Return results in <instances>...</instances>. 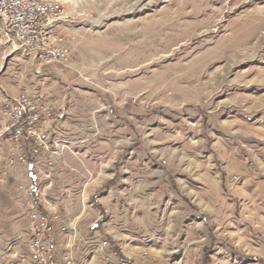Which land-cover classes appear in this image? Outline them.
Masks as SVG:
<instances>
[{
	"label": "rangeland",
	"instance_id": "1",
	"mask_svg": "<svg viewBox=\"0 0 264 264\" xmlns=\"http://www.w3.org/2000/svg\"><path fill=\"white\" fill-rule=\"evenodd\" d=\"M59 1L64 64L0 24V110L54 107L49 151L0 122V264H29L32 203L90 264H264V0Z\"/></svg>",
	"mask_w": 264,
	"mask_h": 264
},
{
	"label": "built area",
	"instance_id": "2",
	"mask_svg": "<svg viewBox=\"0 0 264 264\" xmlns=\"http://www.w3.org/2000/svg\"><path fill=\"white\" fill-rule=\"evenodd\" d=\"M64 17L65 9L59 0H0V24L19 48L45 65L64 64L70 58L68 40L60 24ZM53 112V105L43 96L22 93L0 110V122L14 143L35 144L32 152L37 154L42 147L49 151V145L44 148L40 124L49 122ZM20 160L26 162V157L21 155ZM27 217L29 264H85L75 254L77 235L70 232L71 226L51 205L40 208L32 203ZM67 235L75 237V244H68L64 237ZM99 244L109 242L95 244V251L104 254L105 264H137L130 259L112 260L110 253L99 252Z\"/></svg>",
	"mask_w": 264,
	"mask_h": 264
},
{
	"label": "bare ground",
	"instance_id": "3",
	"mask_svg": "<svg viewBox=\"0 0 264 264\" xmlns=\"http://www.w3.org/2000/svg\"><path fill=\"white\" fill-rule=\"evenodd\" d=\"M101 242H106V241H101ZM68 244H75V237H68ZM107 247H108L107 244H99V252L106 251ZM99 254L104 256V254H102V253H99ZM30 264H37V263H30Z\"/></svg>",
	"mask_w": 264,
	"mask_h": 264
},
{
	"label": "crops",
	"instance_id": "4",
	"mask_svg": "<svg viewBox=\"0 0 264 264\" xmlns=\"http://www.w3.org/2000/svg\"><path fill=\"white\" fill-rule=\"evenodd\" d=\"M114 178H115V177H114ZM114 178H112V180H113ZM86 263H87V264H90V262H89L88 260H87V262H85V264H86Z\"/></svg>",
	"mask_w": 264,
	"mask_h": 264
}]
</instances>
